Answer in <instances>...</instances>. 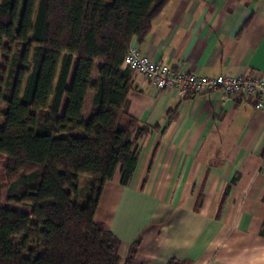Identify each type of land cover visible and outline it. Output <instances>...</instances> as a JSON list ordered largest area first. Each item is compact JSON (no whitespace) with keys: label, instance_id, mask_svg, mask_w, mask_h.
<instances>
[{"label":"trees","instance_id":"obj_1","mask_svg":"<svg viewBox=\"0 0 264 264\" xmlns=\"http://www.w3.org/2000/svg\"><path fill=\"white\" fill-rule=\"evenodd\" d=\"M167 1L0 0V264H138L139 241L122 261L94 213L105 183L135 172L148 127L127 112L122 60Z\"/></svg>","mask_w":264,"mask_h":264},{"label":"crops","instance_id":"obj_2","mask_svg":"<svg viewBox=\"0 0 264 264\" xmlns=\"http://www.w3.org/2000/svg\"><path fill=\"white\" fill-rule=\"evenodd\" d=\"M141 55L200 75L264 80V0H168ZM89 95L87 97V103ZM127 112L148 127L129 185L103 186L94 220L138 264H264V111L214 90L188 98L133 72Z\"/></svg>","mask_w":264,"mask_h":264},{"label":"built area","instance_id":"obj_3","mask_svg":"<svg viewBox=\"0 0 264 264\" xmlns=\"http://www.w3.org/2000/svg\"><path fill=\"white\" fill-rule=\"evenodd\" d=\"M122 67L146 79L156 90L173 91L180 98H188L214 90H222L233 98L253 99L254 107L264 111V80L242 75L206 76L178 70L167 64L153 61L141 55L138 48L130 45L122 60Z\"/></svg>","mask_w":264,"mask_h":264},{"label":"rangeland","instance_id":"obj_4","mask_svg":"<svg viewBox=\"0 0 264 264\" xmlns=\"http://www.w3.org/2000/svg\"><path fill=\"white\" fill-rule=\"evenodd\" d=\"M32 48H33V45L32 44H29V43H26L25 46H24V49H23V55H22V61L23 62H29L30 61V58H31V53H32ZM60 57V54H58L57 56V59L55 61V65H54V74H55V71H56V68L58 66V59ZM25 76V70L22 69L19 74H18V78H17V83H16V86H15V90H14V93H13V96H14V100H17L18 96H19V93H20V90H21V87H22V82H23V78ZM53 78V76H52ZM51 85V83H50ZM0 108H4L3 105L0 104ZM2 119V117L0 116V120ZM5 157H0V180H1V183L4 185L5 183V172H4V164H5Z\"/></svg>","mask_w":264,"mask_h":264}]
</instances>
